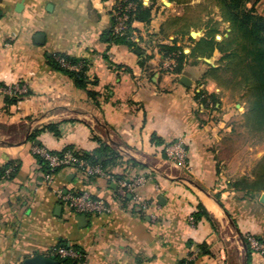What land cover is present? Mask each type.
Here are the masks:
<instances>
[{"label": "crops", "instance_id": "obj_1", "mask_svg": "<svg viewBox=\"0 0 264 264\" xmlns=\"http://www.w3.org/2000/svg\"><path fill=\"white\" fill-rule=\"evenodd\" d=\"M121 1L0 0V85L21 89L16 97L0 93V264L50 257L64 245L82 254L76 264H246L245 249L225 227L229 220L214 199L242 235L264 240V193L247 195L235 187L241 179H254L264 150L243 152L232 144L231 131L243 113L218 88L201 90L194 75L198 64H207L203 57L189 58L177 74L164 68L160 52L161 45L178 39L190 54L207 30L193 41L177 34L180 28L164 15L168 7L157 2L150 24L133 22L138 43L106 42L103 35ZM37 35L44 36L42 44ZM58 55L86 63L84 88L51 66L48 59ZM183 76L191 87L181 82ZM201 91L218 95L220 104L211 110L200 103ZM178 139L187 146L186 166L165 154ZM38 147L101 161L112 158L103 151L108 147L119 158L103 171L145 175L138 192L153 211L140 210L131 195L122 198L106 177H87L73 167L53 173L48 183L34 154ZM9 169L15 171L7 177ZM178 177L213 198L168 179ZM57 191L88 193L112 212L79 223L80 215ZM248 264H264V257L252 254Z\"/></svg>", "mask_w": 264, "mask_h": 264}, {"label": "trees", "instance_id": "obj_2", "mask_svg": "<svg viewBox=\"0 0 264 264\" xmlns=\"http://www.w3.org/2000/svg\"><path fill=\"white\" fill-rule=\"evenodd\" d=\"M143 1L144 0L121 1V4L126 5L132 3L136 6V11L131 14V23H151L153 10L157 6V1L152 0L149 6H145ZM169 2L176 4L183 3L182 0H169ZM260 2L264 3V0H216V5L220 9L223 22L230 25V31L227 37L221 42L216 41L215 36L218 33L217 29L208 27L206 36L198 41L190 54H186L183 47L177 45L178 39H175L171 44L161 45L160 52L165 57L176 55V67L174 72L177 74L183 73L189 58H211L218 52L221 55L218 63L219 66L216 68L210 66L209 75L217 85L223 89L228 90L233 88V85L241 86L246 90L249 107L245 113V118L248 126L252 130L264 134V16L256 11V6ZM249 4L252 6L248 7ZM191 28H193L192 25L185 24L180 27L177 34L187 35L189 40L193 41L190 36ZM103 39L106 42H121L130 47L135 45L134 42L129 41L126 37H116L113 34L112 28L103 35ZM59 58L65 59L71 65L81 66V69L77 71L64 68L57 60ZM48 60L51 66L64 71L73 78L77 87L84 88L86 86L85 62L70 58L66 55L51 56ZM223 73L228 75V77L225 78ZM196 98L204 105L213 103L214 108L220 104L218 95L214 93L209 94L205 91H201L196 94ZM46 128L54 129L51 126ZM35 136L36 134H33L32 137ZM103 151L111 153L112 158L101 161V158H94L86 154L79 155L78 153L75 154L73 151L72 152L80 159L87 161L91 165L101 166L104 170L109 163H114L119 158V155L108 147H104ZM65 152H67V150ZM65 152L52 154L63 155ZM36 159L42 166V170L49 173V167L46 162L38 155ZM132 163L141 166L138 162L134 161ZM61 169H57L53 173H57ZM125 176L128 178L127 175ZM125 176L115 175L117 179L126 178ZM253 176L254 179L244 178L237 182L235 184L236 189L245 192L247 195L264 193V156L257 164ZM217 199L219 200V198ZM64 247L68 248L67 245H64ZM251 256L252 252L248 247V262H250ZM56 259L58 260L59 258ZM77 262L78 259L68 258L66 264H76Z\"/></svg>", "mask_w": 264, "mask_h": 264}, {"label": "built area", "instance_id": "obj_3", "mask_svg": "<svg viewBox=\"0 0 264 264\" xmlns=\"http://www.w3.org/2000/svg\"><path fill=\"white\" fill-rule=\"evenodd\" d=\"M149 2V0H147ZM145 6H149L146 0L143 1ZM147 4V5H146ZM136 11V6L132 3L119 4L112 12L113 18V34L116 37H126L129 41L138 43L137 35L131 23V14ZM62 67L80 70L81 66L71 65L65 59H57ZM164 68L166 70H172L176 67V55L167 56L164 59ZM0 93L9 97H16L21 94L19 87L9 88L0 85ZM34 154L40 156L49 167V173L45 178L48 183L53 182L52 174L55 170L61 168H76L83 175L87 177H106L111 182L115 183L117 192L122 198H126L127 195H131L133 201L143 212L153 211V204L145 199L138 192V188L145 184L147 177L142 174H136L130 178L116 179V177L107 175L101 166H94L85 160L80 159L72 151H67L63 155L52 154L43 148H35ZM165 154L168 160L186 166L188 150L185 142L182 139H178L175 142L169 144L165 148ZM13 170L9 169L6 172L7 177L12 174ZM129 172V171H128ZM131 173H128L129 176ZM58 197L63 200L70 209L77 215L85 216H97L110 214L112 207L101 199H97L88 193H70L63 195L61 191H57ZM152 218H156L154 214ZM248 247L252 254L264 257V240L256 237L252 234H246L245 237ZM50 257H58L60 259H80L82 254L67 247L54 248L50 253Z\"/></svg>", "mask_w": 264, "mask_h": 264}, {"label": "rangeland", "instance_id": "obj_4", "mask_svg": "<svg viewBox=\"0 0 264 264\" xmlns=\"http://www.w3.org/2000/svg\"><path fill=\"white\" fill-rule=\"evenodd\" d=\"M158 3H163V0H156ZM182 4L172 3L171 7L166 8L164 15L169 16V25L174 26L175 28H180L185 24H190L193 26L191 30H195L196 32L207 30L208 27L216 28L217 35L215 36L216 41L221 42L225 37L228 36L230 31V25L228 23H224L221 17L220 9L216 5V0H182ZM146 0V3H151ZM147 5V4H146ZM252 5L249 4L248 7ZM256 11L264 16V3L260 2L256 6ZM177 19V20H175ZM198 37V35H197ZM221 55L218 54L217 57H213L216 67H218L219 59ZM206 64V63H205ZM207 65V66H206ZM198 64V68L196 69V74L194 75L197 79V83H201L204 88L201 90L207 89V87H211L213 89L218 88L221 96H228V100L235 104L236 102L242 104L239 108V112L243 115L239 117V123L236 124L235 128L231 133L236 136V140L232 142L235 148L240 149L241 151H249V148L260 147L264 150V134L258 133L252 130L246 121L245 113L248 110L249 104L247 102L248 98L246 95V90L241 86H233L228 90L223 89L217 85V83L211 78L210 74V65L206 64ZM209 67V68H208ZM225 78L228 77L225 73H223ZM212 89V91H213ZM220 96V97H221ZM211 110H214L213 103H210ZM244 108V109H243ZM254 150V149H253ZM264 153L262 152V155ZM225 227L229 230V233L232 237H234L235 241L243 249V244L241 242L240 237L238 236L236 230L231 226V224L225 220ZM243 237H245L243 235Z\"/></svg>", "mask_w": 264, "mask_h": 264}, {"label": "water", "instance_id": "obj_5", "mask_svg": "<svg viewBox=\"0 0 264 264\" xmlns=\"http://www.w3.org/2000/svg\"><path fill=\"white\" fill-rule=\"evenodd\" d=\"M163 3L167 7H171L172 6V3L169 2V0H163ZM23 6L24 5H23L22 2L19 3V5L17 7V12H21ZM197 35H198V37H197ZM190 36L193 39H198V38L202 37V34H201V32L192 31ZM35 41L38 44H42L44 42V36L43 35H37L35 37ZM136 52L138 54L142 53V51H140L139 49H137ZM202 60L204 62H206L207 64H209L210 66L216 68V65H215L213 57H211V58H203ZM181 82L187 87H191L192 86V81L186 76L182 77ZM240 106H241V104L238 103L237 107L240 108ZM154 170L157 173H159V171L157 169L154 168ZM164 177H166V176L164 175ZM168 179H172V180H175V181H181V182H184V183H188L191 186H193V187L197 188L198 190H200L201 192H203L208 197L213 198V196L211 194H209L206 191H204L203 189H201L197 184H195L193 181H191L189 179L182 178V177L168 178ZM214 200L221 207V209H223V211H224L226 217L228 218L231 226L236 230L238 236L240 237L241 242L243 244V247L245 249L246 264H248V261H247L248 260V245H247V242L245 241V239H244L243 235L241 234L239 228L237 227L235 221L230 217L229 213L223 208V206L219 203V201L217 199H214ZM88 219H89L88 216H85V215H81V216L77 217V221L79 223L86 222ZM66 262H67V259L57 260V259H54V258H51V257H47L45 255L39 254V255H36V256H33V257L25 259L21 264H66Z\"/></svg>", "mask_w": 264, "mask_h": 264}, {"label": "bare ground", "instance_id": "obj_6", "mask_svg": "<svg viewBox=\"0 0 264 264\" xmlns=\"http://www.w3.org/2000/svg\"><path fill=\"white\" fill-rule=\"evenodd\" d=\"M210 208H211V206L210 205H208Z\"/></svg>", "mask_w": 264, "mask_h": 264}]
</instances>
